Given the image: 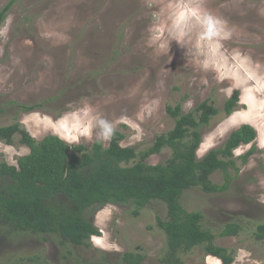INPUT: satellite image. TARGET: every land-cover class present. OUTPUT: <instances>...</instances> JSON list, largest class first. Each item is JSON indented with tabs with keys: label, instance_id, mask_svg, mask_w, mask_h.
I'll return each instance as SVG.
<instances>
[{
	"label": "rangeland",
	"instance_id": "374dc122",
	"mask_svg": "<svg viewBox=\"0 0 264 264\" xmlns=\"http://www.w3.org/2000/svg\"><path fill=\"white\" fill-rule=\"evenodd\" d=\"M10 1L0 0V11ZM236 91L239 105L227 116L223 108ZM205 101L220 114L203 129L198 158L243 125L258 135L235 151L239 171H231L227 192L189 190L182 204L202 213L203 226L216 235L229 224L241 227L215 241L233 254V264H264V242L254 237L264 223V0H17L0 28V127L19 123L37 141L55 135L70 146L90 149L100 141L107 148L119 131L121 145L140 152L174 129L167 106L182 103L190 113ZM24 106L36 108L26 113ZM19 140L0 141V162L17 166L30 153ZM171 156L165 149L146 163ZM212 180L222 184L223 174ZM133 209L88 211L101 233L88 247L0 224V264H38L28 261L38 255L49 264H124L127 252L163 264L167 238L157 221L167 219L165 204L153 202L138 217ZM180 257L185 264H224L203 248Z\"/></svg>",
	"mask_w": 264,
	"mask_h": 264
},
{
	"label": "trees",
	"instance_id": "16d2710c",
	"mask_svg": "<svg viewBox=\"0 0 264 264\" xmlns=\"http://www.w3.org/2000/svg\"><path fill=\"white\" fill-rule=\"evenodd\" d=\"M17 0H11L0 11V28ZM240 102V93L226 101L223 108L231 116ZM36 107H22L28 113ZM175 127L156 138L153 146L138 152L133 147H123L125 136L115 131L109 146L97 141L92 148L85 145L70 146L58 136L49 135L41 141L33 138L19 123L0 127V141L14 145V138L30 148V153L18 159L17 166L0 162V224L9 225L13 231L35 235H58L60 244L90 246L92 237L100 236L99 229L90 222L86 213L99 211L108 205L132 206L135 217L153 202L165 204L167 219H158V227L167 238V252L161 263L185 264L180 254L197 248L224 264H233V254L216 245L218 236H237L241 227L226 225L219 235L203 226V214L188 212L182 204L184 192L200 189L205 194H222L233 182L231 171L238 172L235 151L257 139L251 125L233 131L225 143L198 158L203 141V129L220 114L209 101L201 103L193 112L185 113L182 103L167 106ZM170 149L172 156L165 163L152 166L147 159ZM241 156L246 163L253 153ZM223 174L222 184L213 182L212 176ZM264 242V223L258 224L254 233ZM140 252L123 255L124 264H144ZM46 263L38 255L28 260Z\"/></svg>",
	"mask_w": 264,
	"mask_h": 264
},
{
	"label": "bare ground",
	"instance_id": "6f19581e",
	"mask_svg": "<svg viewBox=\"0 0 264 264\" xmlns=\"http://www.w3.org/2000/svg\"><path fill=\"white\" fill-rule=\"evenodd\" d=\"M232 123H233V121H232ZM70 132V131H69ZM65 137V136H64Z\"/></svg>",
	"mask_w": 264,
	"mask_h": 264
}]
</instances>
